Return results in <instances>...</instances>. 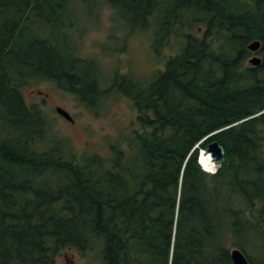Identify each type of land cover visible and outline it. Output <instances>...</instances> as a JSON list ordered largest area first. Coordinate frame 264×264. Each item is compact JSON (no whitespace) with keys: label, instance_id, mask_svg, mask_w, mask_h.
<instances>
[{"label":"trees","instance_id":"obj_1","mask_svg":"<svg viewBox=\"0 0 264 264\" xmlns=\"http://www.w3.org/2000/svg\"><path fill=\"white\" fill-rule=\"evenodd\" d=\"M108 2L132 30L156 21L162 43L183 44L148 82L115 75L136 119L106 154H76L24 96L45 81L89 107L108 93L77 52L72 0H0V264H55L64 249L102 264H234L235 248L264 264L240 241L249 227L264 245V0ZM253 41L263 60L246 66ZM213 140L224 160L210 173L199 158Z\"/></svg>","mask_w":264,"mask_h":264},{"label":"rangeland","instance_id":"obj_2","mask_svg":"<svg viewBox=\"0 0 264 264\" xmlns=\"http://www.w3.org/2000/svg\"><path fill=\"white\" fill-rule=\"evenodd\" d=\"M68 12L72 14H69L72 23L77 24L74 25L77 32L75 35L77 52L83 57L98 61L99 83L102 89L108 90V93L93 107H89L55 83L45 81L28 86L24 90V96L28 103L39 104L44 109L49 118L48 136L66 141L76 154L85 152L106 154L111 143L128 134L131 124L136 119L133 102L113 87L115 75L120 73L135 80L150 81L160 70H164L168 58L180 51L183 39L177 35L162 43L163 40L158 34L160 26L156 25V21L150 28L132 30L128 21L116 15L108 0H72ZM185 15L189 20L202 15V12L189 10ZM56 29L58 27L54 25L48 32H55ZM254 55L251 51L245 61L246 66L251 65L249 60ZM91 94L94 95L95 90ZM57 107L67 110L73 120L69 121L60 115ZM203 153L209 152L202 151L200 157ZM219 166L220 163L216 162L215 168L209 172H215ZM240 241L247 243L251 250L259 251L257 255H264L262 252L264 245L254 244V236L249 227L241 232ZM262 259L264 257L258 261L262 262ZM55 264H102V262L95 252L83 255L76 249H64L58 254Z\"/></svg>","mask_w":264,"mask_h":264},{"label":"water","instance_id":"obj_3","mask_svg":"<svg viewBox=\"0 0 264 264\" xmlns=\"http://www.w3.org/2000/svg\"><path fill=\"white\" fill-rule=\"evenodd\" d=\"M260 41H253L248 45V48L255 54L253 57L250 58L249 62L253 66H259L262 63V57L257 54L260 48ZM57 112L62 115L64 118L72 121L73 118L70 113L62 107H57ZM208 152L212 154L215 160L221 163L224 160V150L222 145H220L218 140H213L208 144L207 148ZM232 260L234 264H250L249 260L247 259L244 252L239 249L235 248L232 251Z\"/></svg>","mask_w":264,"mask_h":264},{"label":"bare ground","instance_id":"obj_4","mask_svg":"<svg viewBox=\"0 0 264 264\" xmlns=\"http://www.w3.org/2000/svg\"><path fill=\"white\" fill-rule=\"evenodd\" d=\"M201 155L202 156L200 157V161L202 160V163H203L202 166H203V168L205 170H209V171H211L212 169H214L215 168V165H216V162H215V158L212 156V154H210V153H203Z\"/></svg>","mask_w":264,"mask_h":264}]
</instances>
